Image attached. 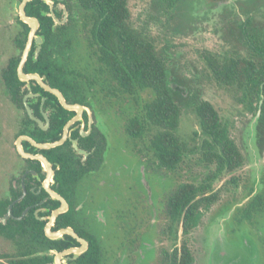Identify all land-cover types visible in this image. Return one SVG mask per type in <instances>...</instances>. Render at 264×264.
<instances>
[{"label":"trees","instance_id":"obj_1","mask_svg":"<svg viewBox=\"0 0 264 264\" xmlns=\"http://www.w3.org/2000/svg\"><path fill=\"white\" fill-rule=\"evenodd\" d=\"M21 1V0H20ZM66 8L77 7L81 12V28L88 34L91 45L92 36L98 42L100 52L96 53L102 66H107L118 88L130 96H137L143 91H149L151 96L140 105L138 113L128 118L126 131L132 136H141L146 129L156 127L151 136L149 148L155 153L160 168L175 169L183 160L186 143L177 135L181 102H191L192 110L197 116L201 141L199 148L205 163L215 164V169L206 173L205 177L195 182H181L168 195L165 215L172 222V248L164 250L161 264H193L194 257L187 244V236L200 222V210L208 209L217 200L218 193L213 191V183L223 172H231L242 164V154L236 143L230 137L228 123L222 121L211 102L188 95L180 89L183 85L177 83L167 67L166 56L156 49L155 42L150 36L140 33L130 21L128 0H70ZM169 2L173 0H168ZM178 2L183 0H177ZM257 6V5H256ZM255 6V7H256ZM258 10V9H257ZM29 16L39 20L37 34L42 37L38 55L34 56L36 45L33 43L27 60L23 66L25 72H36L45 76L48 84L58 88L70 103L88 105V93H92L94 79L83 74L80 70L69 67L60 61L64 50L70 47L69 30L73 19L56 24L49 7L43 0H31L25 5ZM257 13V12H256ZM246 20L227 23L222 27V35L231 39L234 51L225 53L204 52V59L213 79L232 91H239L238 100L243 103L247 111L256 117L255 133L260 143L264 133V24L255 18V13L246 11ZM260 16L264 11L259 10ZM56 17L60 13L55 12ZM15 35V44L23 49L29 26L19 20ZM117 33V38L114 35ZM117 41L116 52H106L108 42ZM242 48V50L239 49ZM60 55V56H59ZM63 56V55H62ZM59 58V60L57 59ZM19 55L11 57L1 70V78L7 86L12 101L24 111L19 121L16 137L21 134L31 136L38 142L58 140L65 123L74 115L73 110L64 108L57 97L45 91L32 80H19L17 65ZM101 67V68H103ZM24 84L28 88L22 89ZM28 91L37 92V97L27 98V104L34 116L44 121L41 108L48 111L49 126L42 129L31 119L24 107L23 96ZM45 97L42 105L41 98ZM86 116H84L85 118ZM74 127V126H72ZM71 127V128H72ZM70 128V129H71ZM71 136L78 140L79 147L86 149L89 154L84 162L88 169L97 167L103 158L106 140L102 132L96 127L87 136H81L77 129L70 131ZM200 133L194 131V136ZM23 148L31 153H42L50 163L54 164V182L57 190L68 195L76 180L86 170L79 155L73 149L70 139L49 149H37L28 141L22 142ZM26 167L37 172H31L24 180L26 194L12 205V213L18 217L30 205L31 208L22 218H8L5 223L0 221V234L11 239L16 250L9 256L10 264H45L53 259L51 250L60 251L77 245L78 242L70 235L58 239L48 238L44 233L45 221L37 218L34 213V203L44 198L46 192H37L39 180L44 174L38 160L23 158ZM37 185V186H35ZM34 187V190H33ZM252 188L247 192L250 198L238 207V213L233 215L236 222L243 219L250 220L251 216L264 212V188L252 195ZM21 194V188H12V198L0 201V216L7 211V206ZM58 204L52 200L51 207ZM72 210L62 213L56 220L55 228L76 225L73 223ZM40 216L41 213L39 212ZM181 224L183 238L178 243V227ZM76 231L89 242V247L73 260V264H102L103 250L95 234H88L77 228ZM6 254V253H5Z\"/></svg>","mask_w":264,"mask_h":264},{"label":"rangeland","instance_id":"obj_2","mask_svg":"<svg viewBox=\"0 0 264 264\" xmlns=\"http://www.w3.org/2000/svg\"><path fill=\"white\" fill-rule=\"evenodd\" d=\"M207 1L128 0L127 5L131 23L141 33L153 38L156 49L166 56L170 74L183 85L180 89L212 103L222 121L228 123L230 137L242 154L240 167L223 172L214 181L213 191L218 193L217 200L208 209H202L199 224L185 236L194 257L193 264H264V212L254 213L250 220L243 219V222H236L233 218L238 207L250 198L251 195L247 194L249 188L253 189L252 195L264 188V133L263 141L259 143L254 130L256 117L238 100L240 92L217 83L207 68L205 51H234L231 39L222 35V27L230 22L236 24L230 15L228 19H220ZM19 3L20 0H0V70L9 57L19 52L13 41L18 30ZM259 22L264 24L261 18ZM82 30L73 29L74 32L70 33L72 47L66 55H61L60 61L91 79H97L89 96L97 110V122L108 142L102 168L82 179L89 191L84 186L87 193H82L84 208L81 215L84 216L87 205L89 213L85 218L92 230L95 229L94 233L101 237L99 243L104 264H119V258H124L121 245L132 244L129 241L136 238L140 229L135 228V221H144L138 206L143 201L150 209L152 199L159 196L163 201L158 207V220H155L158 235H152L150 230L145 232L146 226L143 228V237L146 233L143 243H150L155 237L150 252L145 254V246L135 244V248L127 251L124 264H161L163 251L172 248L171 240L161 231L167 224L164 195L171 193L181 182L201 181L206 173L215 169V164L207 165L203 159L199 148L202 136L191 100L181 102L177 135L186 143L187 149L192 150L186 151L175 169L160 168L152 151L142 148L143 145L149 146L157 128L146 129L143 139L138 141L129 136L125 128L128 118L138 113L140 105L150 98V92L143 91L132 97L120 95L118 91V95H110L113 96L110 101L106 97L110 88L107 83L109 77L105 70L95 73L97 64L85 47ZM3 90L0 77L1 200L9 197L11 181L19 178L17 171L25 166L14 146L23 111L9 102ZM194 131L200 134L194 136ZM104 171L105 183L98 186L95 181L103 176ZM16 185L18 187V182ZM95 213L105 218V222H100ZM149 221L147 217L146 222ZM178 234L180 242L183 236L180 231ZM136 245L143 251L138 252ZM15 250L11 239L0 236L1 254Z\"/></svg>","mask_w":264,"mask_h":264},{"label":"flooded vegetation","instance_id":"obj_3","mask_svg":"<svg viewBox=\"0 0 264 264\" xmlns=\"http://www.w3.org/2000/svg\"><path fill=\"white\" fill-rule=\"evenodd\" d=\"M66 3H68V4H71V1L70 0H53V3H52V7L47 3V5H48V7H49V12H51V9L53 10V12H54V14H55V12H58V13H60V16L59 17H57L60 21H62V22H59V23H56L55 21V23L56 24H63V23H65V22H68L70 19V17L73 19V21H72V24L73 25H71V27H70V30H69V32H68V34L70 35V33H73L75 30L76 31H80L82 28H81V23H82V21H81V18H80V16H81V12H80V10L77 8V7H74V6H72L71 7V11H69L67 8H66ZM128 4V3H127ZM207 5L209 6V7H211L212 8V10L213 11H217V13H218V15H219V18L220 19H222V18H225V19H228V18H230L229 17V15L232 17V19L234 20V21H236V22H240V21H245L246 20V11H249V12H251V13H255L254 15L256 16L255 18H258V19H263L264 20V16H260V14H259V10H261L262 12L264 11V0H209V1H207ZM257 5V6H256ZM208 6H207V8H208ZM256 6V7H255ZM258 9V10H257ZM66 12V13H65ZM257 12V13H256ZM17 16H18V14H17ZM56 16V15H55ZM65 16H66V19H65ZM19 18V17H18ZM53 18V17H52ZM20 20V19H19ZM54 20V19H53ZM17 24L19 25V23L17 22ZM136 27V26H135ZM39 28V27H38ZM73 29H74V31H73ZM38 31V30H37ZM29 32V31H28ZM140 32V31H139ZM82 33H83V35H84V37H85V41H86V43H85V47L87 48V50L89 51V53L91 54V56H93L94 57V60L96 61V64H97V68H95V73H97V72H102V70H105V72L107 73V76L109 77H107L108 78V80H107V83L110 85V88L108 87V89H107V95H106V97L111 101L112 100V98H113V96H110V95H114V96H116L115 94H117V92L119 91V94L120 95H126V93L125 92H123L121 89H119L118 88V83H117V81L113 78V76H112V74H111V72L108 70V68H107V66H102V63L100 62V60L97 58V54L96 53H99L100 52V47H99V44H98V42L93 38V36H92V40H91V45L89 44V40L87 39V37H88V34L85 32V31H83L82 30ZM141 33V32H140ZM36 34H37V32H36ZM27 35H28V33H27ZM114 35H115V37L117 38V33L116 32H114ZM69 38H70V36H69ZM26 39H27V37H26ZM13 41H14V43H15V37L13 38ZM112 46H113V49L109 46V45H105L104 46V50L106 51V52H113V53H115L116 52V48H118L117 47V41H115V40H110V41H108ZM35 45H36V47H37V43L34 41L33 42ZM16 45V44H15ZM16 47H17V45H16ZM36 47H35V49H36ZM72 47V40H71V38H70V47H68V48H66L65 50H64V54L66 53L67 54V50L68 49H70ZM17 49L19 50V52H18V54L17 55H19V60H20V56H21V53H22V50L23 49H19L18 47H17ZM34 52H35V50H34ZM65 54V55H66ZM64 55V56H65ZM16 56V55H15ZM60 56V55H59ZM11 57H14V56H11ZM11 57H9L8 58V60L11 58ZM61 57V56H60ZM8 60H7V62H8ZM7 62H6V64H7ZM18 63H19V61H18ZM6 64L1 68V70L6 66ZM101 67H103V68H101ZM1 70H0V77H1ZM17 70V69H16ZM20 80V79H19ZM45 81L47 82V80L45 79ZM97 81V79H94V83L93 84H95V82ZM1 82H2V88L4 89L3 91H4V93L6 94V96H7V98H8V100H9V102L14 106V107H18L13 101H12V99H11V94H10V92H9V90H8V88H7V86L4 84V82H3V80H2V78H1ZM34 82V81H33ZM34 84H37V83H35L34 82ZM39 85V84H38ZM40 86V85H39ZM24 88H27V89H29L28 88V85L27 84H24L23 86H22V89H24ZM93 88V87H92ZM45 90V89H44ZM46 91V90H45ZM31 91H28L27 93H25L24 94V96H23V103H24V98H25V96L28 94V93H30ZM32 93H34V95H32V96H35V97H37L39 94L36 92H32ZM118 95V94H117ZM32 96H28V97H32ZM88 96H89V93H88ZM28 97H26V102H27V98ZM132 97H135V96H132ZM42 99H44V101H45V97H42L41 98V101H42ZM91 99V96H89L88 98H87V100H88V102H89V104L88 105H85V104H82V105H84V106H86V107H88L89 108V110H90V113H91V116H92V121H89V113H88V111L86 110V109H84L83 111H82V121L81 120H76V121H74L73 123H72V125L70 126V128L72 127V126H74V127H72L71 129L69 128V137H71V138H73L72 136H71V134H70V131L72 130L73 131V129L75 130V129H77L78 131H79V134L81 135V136H87L88 134H90V132L92 131V128L93 127H96L100 132H102L103 133V135H104V137H105V140H106V147H107V142H108V140H107V137H106V135H105V133L103 132V130L101 129V127H100V125L98 124V122H97V110H96V108H95V106H94V104L92 103V100H90ZM81 104V103H80ZM24 107H25V105H24ZM19 108V107H18ZM22 110V109H21ZM41 110H42V114H43V112H46L47 114H48V111L47 110H44L43 109V107L41 108ZM23 111V110H22ZM25 111H26V109H25ZM74 111V110H73ZM27 113V112H26ZM23 114H24V111H23ZM76 114V112L74 111V115ZM28 115V114H27ZM73 115V116H74ZM23 116V115H22ZM29 116V115H28ZM72 116V117H73ZM84 116H86L85 118H84ZM71 117V118H72ZM102 125H104V123H102ZM90 128V129H89ZM89 129V131L88 132H86L87 130ZM82 131L83 132H86V134H81L82 133ZM129 135V134H128ZM19 136V135H18ZM130 136V135H129ZM69 137L67 138V139H69ZM132 137V136H131ZM17 138V137H16ZM66 139V140H67ZM74 139V138H73ZM133 139H135L136 141H138V140H141V139H143V135H141V136H135V137H133ZM65 140V141H66ZM77 140V139H76ZM71 141V140H70ZM71 145H72V142H71ZM77 145H78V140H77ZM14 146H15V143H14ZM72 147H73V145H72ZM78 147H79V145H78ZM106 147H105V149H106ZM79 148H81V147H79ZM142 148H144L145 150H148V149H150L151 150V148H149V146H146V145H143V147ZM73 149L76 151V153L79 155V161H81V162H83V165H84V162H85V160L87 159V156H88V154H89V152L86 150V149H84L86 152H87V155H84V154H82V153H79L74 147H73ZM81 149H83V148H81ZM15 150H16V147H15ZM152 151V150H151ZM104 152H105V150H104ZM16 153H17V150H16ZM152 154H153V156H155V153L152 151ZM17 155L19 156V158H20V160H21V162L23 161L24 162V160H22L23 159V157H21L18 153H17ZM40 162V161H39ZM103 163H104V153H103V158H102V160H101V162L97 165V167H94V168H91V169H88V167L86 166V165H84V166H86L87 168H86V170L81 174V176L76 180V182H75V184L73 185V187H72V189H71V191L69 192V194L66 196V195H63L62 193H60V191H58L57 190V184L54 182V174H55V166H54V164H52L53 165V168H54V174H53V176H52V178H51V180H50V182H49V186L51 187V189H53L55 192H57L58 194H60L65 200H66V202L68 203V207H67V209L65 210V211H63V212H61V213H59L57 216H56V218H55V221H54V223H53V225L51 226V229L52 230H57V229H59V228H63V227H59V228H55V226H56V220H57V218H58V216L60 215V214H62V213H66V212H68V211H70V210H72V217H73V223L76 225V229L77 228H79V229H81L82 231L84 230L86 233H88V234H95L96 236H97V234L98 233H94V231H95V229H93L92 230V228L90 227V224L87 222V219L85 218V216L86 215H88V213H89V211H88V209H87V205L85 206V213H84V216L83 215H81L82 214V211H83V208H84V202H83V199H82V193L83 192H85V193H87L86 192V190H88L89 191V187H86V185H87V183L86 182H83L82 181V179L85 177V176H90V175H92L94 172H97V171H99L101 168H102V165H103ZM23 165H25V166H21V168L20 169H18V171H17V174H19L20 173V176H19V178H13V180L11 181V182H13V185H10V189H9V192H10V194H9V197H7V198H5V199H11L12 198V188L14 187L15 189H18L19 187L21 188V194L20 195H22V192H23V187H22V182H23V184H24V187H25V182H24V180H25V178H26V175L29 173V172H31L34 176H36L37 175V172L35 171V170H32V169H30V168H27L26 167V164H25V162H24V164ZM40 165H41V172L44 174V176L42 177V179H40L39 180V184H37L38 185V189H37V192H40L41 190H44L45 192H46V195L44 196V198L43 199H41L40 201H38L37 203H34V205H35V207H37L36 209H35V211H34V213L36 214V216H37V218L38 219H40V220H43V221H45V224L48 222V217H49V215L52 213V211L54 210V209H56V208H58L60 205H61V202H60V200H58V199H56V198H53L47 191H46V189L44 188V186H43V180L45 179V172H44V167H43V165H42V163H40ZM150 167H152V165L150 166ZM101 174V173H100ZM104 175H105V171H104V174H103V176L102 175H100L99 176V179L98 180H96L95 182L98 184V186H102V185H104V183H105V178H104ZM97 179V178H96ZM15 180V181H14ZM20 180L22 181V182H20ZM16 182H18V187H17V185H16ZM83 182V183H82ZM37 185H35V186H37ZM84 186H85V188H86V190H85V188H84ZM25 189H26V187H25ZM33 190H34V187H33ZM174 190V189H173ZM172 190V191H173ZM27 191V190H26ZM26 194V193H25ZM24 194V195H25ZM166 194V193H165ZM170 193H168V194H166V195H164V205H163V207H165L166 206V203H167V198H168V195H169ZM19 195V196H20ZM18 196V197H19ZM18 197H16L15 199H13L12 201H11V203L12 202H14L15 203V201H16V199L18 198ZM24 197V196H23ZM22 197V198H23ZM21 198V199H22ZM20 199V200H21ZM3 200V199H2ZM20 200H18V201H20ZM52 200H56V201H58V204L56 205V206H54V207H52V208H50L51 207V204H52ZM0 201H1V199H0ZM162 201H163V199L162 200H160L159 199V196H157V197H155L154 199H152V202H151V208L150 209H148L147 208V206H146V203L145 202H143V201H141V203H140V205L138 206V209H139V211L144 215V221H142V222H138V221H135L134 223H135V228L136 229H139L138 231H137V234H136V238L135 239H133L132 241H129V242H131L132 244H126V245H121L122 247H123V254H124V258L122 259L121 257L119 258V264H124V262H125V260H126V256H127V251L128 250H131V249H133V248H135V244H139V245H141L142 247H144L145 246V248H144V250L146 251V253L145 254H147V253H149L150 252V250H151V248H152V246H153V242H154V239L153 238H155V237H152V239H151V242L149 243V242H145V243H143L142 241L143 240H145L146 239V233H145V236L143 237V235H144V231H143V228L145 229V232H147L148 230H150L151 231V234L152 235H158V227L156 226V224H155V220L157 221L158 220V207H159V205H160V203H162ZM17 202V201H16ZM13 203V204H14ZM31 206H33V205H30V206H27L23 211H22V214L20 215V216H25L26 214H27V212L29 211V209L31 208ZM50 206V207H49ZM101 208V207H100ZM110 208V207H109ZM7 209H8V206H7ZM202 211V209L200 210V212ZM11 212H12V210H11ZM41 213V215L39 216L38 215V213ZM7 213V211L2 215V216H0V221L2 222V223H5L6 222V220L8 219V218H10V216L5 220V221H2V218L4 217V215ZM24 213V214H23ZM114 213H116L115 211H114ZM13 214V213H12ZM20 216H18V217H20ZM95 216H98V218H99V221L100 222H102V223H104L105 221H104V219L105 218H103L102 216H100L99 214H96L95 213ZM16 217V216H15ZM21 217V218H22ZM149 218L150 219V221L149 222H146V218ZM11 218H13V217H11ZM18 219H20V218H18ZM166 220H167V224H166V226L163 228V229H161V231L164 233V235L166 236V237H168L170 240H171V243H172V233H173V231H174V227H173V225H172V222L169 220V218H166ZM45 224H44V226H45ZM130 226L132 227L133 225L130 223ZM64 227H68V226H64ZM70 227H72L73 229H74V231L79 235V236H81L77 231H76V229L73 227V226H70ZM179 231H180V234L182 235V233H181V224H180V226L178 227V230H177V233H179ZM64 235H69V234H64ZM63 235V236H64ZM0 236H2V237H4L2 234H0ZM71 236V235H70ZM71 237H73V236H71ZM81 237H83V236H81ZM98 237V239H100L101 237H99V236H97ZM6 238V237H5ZM74 238V237H73ZM83 238H85V237H83ZM178 238H179V234H178ZM8 239V238H7ZM75 239V238H74ZM86 239V238H85ZM140 239V241H139V243H138V240ZM77 242H78V244L77 245H73V246H70V247H75V246H79L80 245V242L77 240V239H75ZM87 240V239H86ZM88 241V240H87ZM178 243H180V242H178ZM88 247H89V242H88ZM88 247L86 248V250L88 249ZM67 248H69V247H67ZM67 248H65V249H67ZM136 248H138V246L136 245ZM64 250V249H63ZM138 250V252H140V251H143L142 250V248H138L137 249ZM60 251H62V250H60ZM85 251V250H84ZM83 251V252H84ZM51 252H52V254H53V259L51 260V261H49V262H46L45 264H55V262H54V256H55V254H56V252H59V251H56V250H51ZM82 252V253H83ZM13 253V252H12ZM81 254V253H80ZM11 254H9L8 252L5 254V253H0V264H10L9 262H8V260H9V256H10ZM141 256V255H140ZM69 257V258H68ZM78 257V256H77ZM104 257V256H103ZM4 258H6L7 260H4ZM75 258H73V254H68V255H65L64 257H62L61 258V262H62V264H73V260H74ZM139 260H140V258H139ZM102 264H104V260H103V258H102Z\"/></svg>","mask_w":264,"mask_h":264},{"label":"water","instance_id":"obj_4","mask_svg":"<svg viewBox=\"0 0 264 264\" xmlns=\"http://www.w3.org/2000/svg\"><path fill=\"white\" fill-rule=\"evenodd\" d=\"M31 0H21L18 6V17L19 19L26 23L29 26V32L27 35V39L25 42V45L23 47L21 56H20V60L19 63L17 65V75L18 78L22 81H34L35 83L39 84L40 87H42L43 89H45L46 91H49L51 93H53L59 103L66 109L68 110H74L76 112V114L70 118L64 125L63 127V131H62V135L58 140L55 141H49V142H38L35 139H33L31 136L26 135V134H21L19 136H17L16 140H15V147L17 150V153L23 157V158H30V159H35L40 161V163H42L43 167H44V172H45V179L43 180V186L46 189V191L53 197L56 198L58 200H60L61 205L54 209L52 211V213L49 215L48 217V222L45 224L44 226V233L48 238L51 239H58L63 237L64 234H69L71 236H73L75 239H77L80 242L79 246H75V247H69L67 249H64L62 251L56 252L55 256H54V262L55 264H62L61 262V258L64 257L65 255L68 254H73V258H76L80 253H82L84 250H86V248L88 247V241L79 236L72 227L68 226V227H63V228H59L57 230H52L51 226L53 225L56 216L65 211L68 207V203L66 202V200L57 192H55L53 189H51V187L49 186V182L54 174V168L52 163H50L48 161V159L40 152L37 153H31L26 151L23 148L22 142L24 140L28 141L31 145H33L34 147H36L37 149H49L52 147H55L57 145H60L62 143L65 142V140L69 137V128L72 125V123L76 120H81L82 121V111L84 109H86L89 113V121H92V116L90 113V110L88 107L80 104V103H70L68 101H66L64 95L62 94V92L55 87H52L48 84V82L45 81V76H41L40 74L36 73V72H25L23 70V66L27 60L29 51L32 47L33 42L35 41L37 43V47L35 49L34 52V56L36 57L40 51V45L42 42V37L38 34H36L38 27H39V20L37 17L35 16H29L27 15L26 11H25V5ZM44 2L48 3L51 7H52V3L53 0H43ZM66 13V12H65ZM49 15H51L54 19V21L56 23L62 22L60 21L54 14L53 10L51 9V12L48 13ZM66 19V16H65ZM34 95V93L30 92L28 93L25 98H24V105H25V109L27 114L29 115V117L33 120H35L38 125L42 128V129H47V127L49 126V118H48V114L46 112H43V117H44V121L41 120L40 118L36 117L33 115L32 113V109L30 108V106L27 104L26 102V97L28 96H32ZM42 105L44 103V99H42ZM90 129V128H89ZM89 129L86 131L88 132ZM86 132H83L81 134H86ZM69 139L72 142L73 147L79 152L82 153L84 155H87V152L84 149H81L78 147L77 145V140L73 139L71 137H69ZM22 187H23V192L22 195H20L16 201L20 200L24 194L26 193V189L24 187V184L22 182ZM15 201V202H16ZM14 202L10 203L8 205V209H7V213L4 215V217L2 218V221H5L9 216L13 217V218H21L20 217H15L11 210H12V205ZM24 214V213H23ZM69 258V257H68Z\"/></svg>","mask_w":264,"mask_h":264}]
</instances>
